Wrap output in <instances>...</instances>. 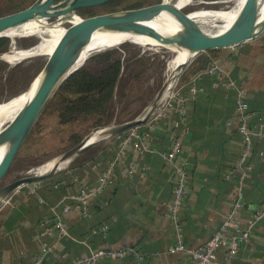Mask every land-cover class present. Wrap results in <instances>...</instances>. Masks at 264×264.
I'll return each instance as SVG.
<instances>
[{
    "label": "crops",
    "instance_id": "1",
    "mask_svg": "<svg viewBox=\"0 0 264 264\" xmlns=\"http://www.w3.org/2000/svg\"><path fill=\"white\" fill-rule=\"evenodd\" d=\"M212 58L221 70L178 81L163 114L138 127L140 137L122 154L118 148L124 135L118 144L117 138L105 142L90 156L82 153L83 161L16 190L0 209V264H29L44 246L49 248L41 264H75L96 250L122 248L133 252L103 256L93 264H193L188 253L169 247L202 245L236 203L235 220L245 229L264 209V31L218 49ZM231 81L247 91L253 130L244 175L236 167L243 138ZM175 143L178 150L171 158ZM177 163L185 165L188 189L172 220L166 208ZM107 168V183L97 190ZM83 190L90 192L85 201L80 199ZM63 204L78 208L61 211ZM57 216L65 235L55 229ZM225 251L220 250L219 260ZM229 264H264V214L254 219Z\"/></svg>",
    "mask_w": 264,
    "mask_h": 264
},
{
    "label": "water",
    "instance_id": "2",
    "mask_svg": "<svg viewBox=\"0 0 264 264\" xmlns=\"http://www.w3.org/2000/svg\"><path fill=\"white\" fill-rule=\"evenodd\" d=\"M65 1L66 0H32L26 7L17 9L16 11H28L27 20L44 19L47 23L58 20L64 28L60 36L62 39H78L82 42L87 41L88 43L93 33L97 31L99 27L111 31L142 35L140 30L127 19L150 8L152 5V3H148L143 6L127 9L95 10L100 6H104L109 0H100L96 6L91 8L67 4ZM156 1L159 2L160 0ZM217 1L220 2H218V4L214 2V4L205 8L207 10H219L225 7L227 10H230L236 5V0H216V2ZM219 3L225 4L219 5ZM258 4L259 0H253L251 3L249 0H244L232 22L225 29L218 32L209 33L207 27L215 26V23L220 22L221 19L209 17L208 20L204 22L190 17L180 21V28L173 34L165 35L160 32L147 34L152 39V42L124 40L112 46L96 49L84 56L82 60L81 57L83 49L87 45L86 43H82L78 46H56L48 54L24 57L23 61L25 64L20 70L21 76H24L30 69L36 66L31 60L38 56H44L45 58L39 64L36 73L32 76L34 77L37 75L38 81L31 96L21 104L16 112L17 131L13 144L0 158V209L19 188L27 184L41 182L65 169L55 170V167L74 153L78 149L79 144L88 140L93 133L96 132L97 139L99 140L95 145V147H97L100 143L103 144L111 141L133 128H138L151 122L155 116L165 108L172 92L173 85L177 83L179 75L189 66L195 57L207 54L213 50L236 46L255 38L264 31V23L258 28L254 27ZM10 28L11 27L7 25L0 24V52H4L7 49L13 50L18 48V42L20 40H27V44L23 49L33 47L40 41L41 34L37 32H21L19 30L21 28H17L15 34L8 35L7 31ZM127 45H131L134 51L126 50L125 47ZM144 47L162 49L169 55V59L179 52L185 51L186 53L184 60L178 63L177 69L172 76L171 89L169 92H166L163 97L160 96L161 98H159L154 107L148 108L147 106L134 117L114 124L99 125L90 128V131L88 130L89 132L81 135L68 148L51 159L52 164L48 172L24 175L6 181L11 168L28 144L37 123L41 120L48 110L49 105L59 93L63 82L70 75L92 62L119 60L127 57L138 59L148 56L151 57L144 53ZM152 54H154V52ZM155 57L159 56L157 55ZM31 78L23 87H18L19 89L17 92L13 93V97L24 93L28 89ZM54 80L53 93L51 95H43L41 93L43 87L48 85L49 81Z\"/></svg>",
    "mask_w": 264,
    "mask_h": 264
},
{
    "label": "bare ground",
    "instance_id": "3",
    "mask_svg": "<svg viewBox=\"0 0 264 264\" xmlns=\"http://www.w3.org/2000/svg\"><path fill=\"white\" fill-rule=\"evenodd\" d=\"M100 0H66L65 3L73 4L81 7H90L99 3ZM244 0H236V5L234 8L227 10H207L206 8L200 7L193 11L183 12V9L190 5H197L198 3H204L206 5H212L220 2L216 0H163L160 5L155 7H150L137 15L128 18L127 20L135 25L142 35H134L131 33H124L118 31H111L104 28H98L91 37V40L80 41L78 39H62L60 36L64 31L61 23L55 20L51 23H47L44 19L27 20L28 11H12L6 14L0 15V24L7 25L11 27L8 31V35H13L16 33L17 28L21 32L32 33L37 32L41 34L40 41L37 42L33 47L26 49L15 48L10 51L0 52V62L3 64V69L6 71L12 67L15 63L22 61L24 57L48 54L56 46H78L82 43L87 45L83 49V54L81 60L88 53L105 47L112 46L124 40L132 41H150L152 42L150 36L147 34L153 32H160L165 35L173 34L180 28V21L188 19L190 17L195 18L200 21H207L209 17H214L216 19H221L220 25L208 31L209 33L218 32L225 29L235 17L239 7ZM253 0H249L251 3ZM202 4V5H204ZM225 3H219V5H224ZM194 7V6H193ZM27 20V21H26ZM264 23V0H259L258 8L255 15L254 27L258 28ZM146 34V35H145ZM185 51L179 52L174 57L168 59L165 63L163 62V71H160L162 84L159 85L158 91L151 99L148 104V108H152L156 105L159 98L163 97L166 92H169L172 85V76L175 73L178 63L185 58ZM162 70V69H161ZM5 75V73H4ZM4 77L0 79V83L3 81ZM38 77L34 82L28 87V89L19 94L16 97H9L8 99L0 100V158L2 155L9 150L12 146L13 141L16 136L17 131V120L16 112L21 104L28 100L31 96ZM48 85H45L41 90L43 95H51L54 91V81H49ZM161 96V97H160ZM96 132L93 133L90 138L79 144L78 149L68 156L62 163L55 167V170L63 169L64 166L71 163L77 156L88 150L90 147L98 143ZM87 148V149H86ZM86 149V150H85ZM85 150V151H84ZM52 161L46 160L40 164L32 166L28 169L26 175L46 173L51 168Z\"/></svg>",
    "mask_w": 264,
    "mask_h": 264
},
{
    "label": "rangeland",
    "instance_id": "4",
    "mask_svg": "<svg viewBox=\"0 0 264 264\" xmlns=\"http://www.w3.org/2000/svg\"><path fill=\"white\" fill-rule=\"evenodd\" d=\"M31 1L32 0H0V15L16 11L18 9V5L26 7ZM161 2H163V0H160L159 2L153 0L150 2L152 3L150 7L158 6ZM202 4L204 3L187 6L183 9V12H189L200 7L205 8L209 6V4ZM105 9L113 8L100 6L95 10ZM220 23L221 22H216L215 26L207 27V29L212 31L213 29H216ZM26 44L27 40H20L18 42V48H23ZM125 48L128 51H134V48L131 45H127ZM143 49L145 51L144 53L150 55L151 57H143L139 64L138 58L127 57L119 59L121 62V70L115 87V93L105 115L104 122L100 126L114 124L139 114L145 107L148 106L149 102L158 91L159 85L162 84L163 80L161 79L160 71H163V62L165 63L169 59V55L162 49L158 48L144 47ZM6 51H10V49H7ZM153 52L154 54H152ZM157 55L159 57H155ZM44 58V56H38L31 60L34 64H36V66L30 69L24 76L20 75V70L25 64L23 60L15 63L6 71L3 69V64L0 62V79L4 77L3 81L0 83V100L8 99L13 96V93L17 92L19 88L23 87L24 84L36 73L39 64L44 60ZM181 74L179 75L177 82L179 81ZM37 77L38 76L36 75L31 78L29 86ZM176 84L173 85L171 91L175 89ZM90 128L92 127L85 129L84 126L81 128L80 124H73L53 129L46 126L45 113L41 120L37 123L24 151L11 168L6 181L24 176L27 174L30 167L40 164L48 159L51 160L58 153L74 143L78 137L89 132ZM100 145H102V143H100L98 147ZM95 149L96 147L87 151L86 154L90 156L89 152L93 153ZM25 152H28L29 154L25 155ZM82 157L83 156L81 154V157L74 160L71 165L83 161L84 157ZM68 165H70V163Z\"/></svg>",
    "mask_w": 264,
    "mask_h": 264
},
{
    "label": "built area",
    "instance_id": "5",
    "mask_svg": "<svg viewBox=\"0 0 264 264\" xmlns=\"http://www.w3.org/2000/svg\"><path fill=\"white\" fill-rule=\"evenodd\" d=\"M218 63L212 60L211 64L205 70L208 73H215L220 71ZM230 85L235 90L236 98H235V113H236V121L238 130L242 134L243 138V147L240 153V156L237 160L236 167L241 170V175H244L245 172L250 168V163L248 162V156L251 151L252 146V134L253 130L249 124L250 112L248 107V102L246 100L247 91L246 89L235 84L234 81L230 82ZM194 92V89L191 90ZM172 93V92H171ZM173 94V93H172ZM171 94V95H172ZM170 95V96H171ZM170 98V97H169ZM164 110V109H163ZM163 110L158 113L155 117L161 116L163 114ZM140 134L138 132V128H133L124 134V139L120 147L118 148V153L122 154L125 146L130 143L135 138H139ZM178 150V143H175L170 150V156L173 158V155ZM111 173V169L107 168L102 172V175L99 177V188L104 186L107 183V178ZM174 180L175 184L172 190V198L170 202L167 204L166 215L171 217L172 220L176 219V215L180 206L182 205L184 198L187 193V179H186V170L184 164H175L174 167ZM90 192L83 190L81 195V200L87 196H89ZM79 199V197H78ZM240 207V203H236L232 212L228 213L224 218L222 224L218 228V230L212 234L210 238H208L202 245L197 247H187L181 242L174 244L169 247V251L171 252H186L190 256L193 264H229L231 258L236 254L239 249L240 243L245 240L248 236L249 228L253 225L254 219L259 218L264 214V209L258 211L253 219H251L247 227L245 229H240L237 221L235 220V212L237 208ZM78 206L71 204H63L61 211H72ZM83 215H86V210L83 207L81 210ZM176 222V221H174ZM55 229L58 235H65L66 228L63 225L59 216L55 218L54 222ZM48 246H44L41 251L35 256L34 260L29 264H41L43 257L45 256ZM222 248H225V258L223 260L218 259V254ZM133 252L132 249H114V250H96L91 252L86 257L81 258L76 261L75 264H93L95 260L101 258L103 256L107 257H122L128 253ZM137 255V254H136ZM139 257L141 255L139 254Z\"/></svg>",
    "mask_w": 264,
    "mask_h": 264
},
{
    "label": "trees",
    "instance_id": "6",
    "mask_svg": "<svg viewBox=\"0 0 264 264\" xmlns=\"http://www.w3.org/2000/svg\"><path fill=\"white\" fill-rule=\"evenodd\" d=\"M152 1L109 0L104 6L113 9H127L143 6ZM17 8L21 9L23 7L18 5ZM85 8H91V6ZM216 53L217 50L211 51L212 57L216 56ZM212 57L207 54L197 56L182 72L179 81H182L189 74L205 71L211 64ZM140 61L142 60L139 59L138 64ZM120 70V60H106L88 63L70 75L63 82L59 93L46 111V126L58 129L65 125L80 124L81 128L84 126L87 129L101 125L104 122L105 115L114 96ZM120 137L115 139L117 144ZM26 154L29 153L25 152ZM79 157L81 155L77 156L74 160Z\"/></svg>",
    "mask_w": 264,
    "mask_h": 264
}]
</instances>
